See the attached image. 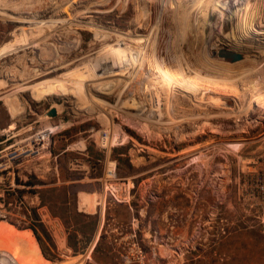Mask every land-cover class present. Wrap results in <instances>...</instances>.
Listing matches in <instances>:
<instances>
[{
    "label": "rangeland",
    "instance_id": "obj_1",
    "mask_svg": "<svg viewBox=\"0 0 264 264\" xmlns=\"http://www.w3.org/2000/svg\"><path fill=\"white\" fill-rule=\"evenodd\" d=\"M263 98L264 0H0V149L52 129V162L86 167L66 175L97 215L76 251L59 218L44 223L52 260L16 227L46 261L1 222L0 264H264V214L237 194Z\"/></svg>",
    "mask_w": 264,
    "mask_h": 264
},
{
    "label": "built area",
    "instance_id": "obj_2",
    "mask_svg": "<svg viewBox=\"0 0 264 264\" xmlns=\"http://www.w3.org/2000/svg\"><path fill=\"white\" fill-rule=\"evenodd\" d=\"M250 121L255 127H260L257 139L261 144L255 151L248 153V160L243 161L238 168L237 194L239 200L264 214V111ZM49 132L47 128L40 129L30 136L27 143L9 149L13 143L0 149V223L7 222L15 227V224L29 225L33 221L32 210L35 209L39 221L44 224L50 214L47 206L41 204L38 192L33 191L42 185H27V180L20 176L21 169L28 162L41 170L45 167L48 169L52 163L54 156L50 150ZM33 171L31 168L30 172ZM19 190L23 192L19 193ZM125 192L128 196L129 187ZM125 199L126 196L116 198L118 201Z\"/></svg>",
    "mask_w": 264,
    "mask_h": 264
},
{
    "label": "trees",
    "instance_id": "obj_3",
    "mask_svg": "<svg viewBox=\"0 0 264 264\" xmlns=\"http://www.w3.org/2000/svg\"><path fill=\"white\" fill-rule=\"evenodd\" d=\"M62 154H66V153H62ZM58 168H59V177L63 182L61 185L54 184L51 185L50 187H46V188L40 187L38 189H34L33 191L38 192L41 204L47 206L50 215L52 217H56L61 220L66 231L68 232L67 244L70 247H72L74 251H76L75 243L78 240L75 239H77L78 237L83 238L84 244H87L88 241H90V239L94 235L96 229V223H97V215L83 213L79 211L77 208V193L80 190L79 189L80 184L78 180H80L82 176L76 178L71 177L70 174L66 175V173L69 172L68 168H64V169H62L61 167ZM64 172H65V176H63ZM66 180H73L74 182L65 183ZM39 183L40 181L35 179L34 181L33 180L27 181L26 184L33 185ZM22 192L23 190L21 191L19 190V193ZM58 196L63 197L60 203L57 200H55L54 202V198L56 199ZM31 218L33 221L29 225L28 224L27 225L15 224V225L20 229L30 228L33 231L40 245L43 255L47 259L52 260V258H50L46 253V249L44 248L42 237L48 242V245H50L53 248L55 247L54 242L49 232L47 231L45 225L39 221V216L35 209L32 210ZM86 225L89 226L88 229L86 228ZM6 229L8 231L5 233V235L9 237L19 238L22 240H28L34 245L35 248L34 251L35 254L33 256L34 260L46 261V259L42 256L38 243L30 230L17 229L12 224L7 222H6ZM38 231H40V234ZM99 240L96 244V247L98 246Z\"/></svg>",
    "mask_w": 264,
    "mask_h": 264
},
{
    "label": "crops",
    "instance_id": "obj_4",
    "mask_svg": "<svg viewBox=\"0 0 264 264\" xmlns=\"http://www.w3.org/2000/svg\"><path fill=\"white\" fill-rule=\"evenodd\" d=\"M9 138H10V136H8V138H4V139L0 140V144H4ZM76 147H78V148L69 147L67 145L64 149L61 150L60 153H69V152L75 151L76 153H79V154H83V155L85 154L84 152L86 150V147H84V144L83 143L82 144L80 143L79 145H76ZM58 167L59 166L57 164H54L52 162L50 164V166L48 167V169H47V167H45L43 171L40 168L36 167V166H34V168L33 167H31V168L34 170L33 172H34V176H36L35 178L42 181V179L44 178V176H45V174L47 172H49V173H52L53 172V173L57 174V179H61L59 177V168ZM67 168L70 171H73L75 169H79L80 168L82 171H84V175H87L86 174V171L87 170L85 169L86 167H80V165H78L76 163H72V164L69 163V167H67ZM81 181L82 180H78V182H81ZM70 182H74V181L73 180H66L65 181V183H70ZM82 193H85L86 195H88L87 198L89 200V204H90V200L92 199V195L90 193H88L87 191H80V192H78L77 193V197H78V199H77V208H78L79 211L84 210V208H86V207L89 206V205L88 206L87 205L81 206V196H82ZM52 221L58 222L59 220L57 218H55V217H52L49 214L48 217H47V219H46V221H45V223H50Z\"/></svg>",
    "mask_w": 264,
    "mask_h": 264
},
{
    "label": "water",
    "instance_id": "obj_5",
    "mask_svg": "<svg viewBox=\"0 0 264 264\" xmlns=\"http://www.w3.org/2000/svg\"><path fill=\"white\" fill-rule=\"evenodd\" d=\"M216 55L219 58L225 59L230 62H236V61L242 60V57H243L242 53L235 51L233 49H230V48H226V47H221L220 49H218L216 51ZM51 114L52 115L56 114L54 109L51 110Z\"/></svg>",
    "mask_w": 264,
    "mask_h": 264
},
{
    "label": "bare ground",
    "instance_id": "obj_6",
    "mask_svg": "<svg viewBox=\"0 0 264 264\" xmlns=\"http://www.w3.org/2000/svg\"><path fill=\"white\" fill-rule=\"evenodd\" d=\"M222 59V58H221ZM242 59H244V55H243V57H242ZM225 60V59H224ZM227 61V60H226ZM237 62V61H236ZM234 63V62H233ZM160 65V64H159ZM162 66V65H161ZM168 67H166V68H162V67H160L159 66V70H160V72L163 74V75H165V76H168V77H170L169 75H171V72H170V70L169 69H167ZM171 69V68H170ZM172 71V70H171ZM173 73V72H172ZM174 77H175V75H173ZM172 76V77H173ZM167 77V78H168ZM174 77L173 78H171L170 77V79H174ZM172 82V81H171ZM166 83V82H165ZM253 87H255V86H253ZM256 88H259V87H257L256 86ZM255 89V88H254ZM261 90V89H260ZM256 91V90H255ZM258 91H259V89H258ZM257 94V93H256ZM260 95V94H259ZM261 96H262V94L260 95V96H256V95H254L252 98H251V100H250V103H253V104H256V105H258L259 104V102H262V101H260V98H261ZM264 99V98H263ZM249 103V104H250ZM263 103H264V101H263ZM49 131H51L52 129H50V128H47Z\"/></svg>",
    "mask_w": 264,
    "mask_h": 264
}]
</instances>
